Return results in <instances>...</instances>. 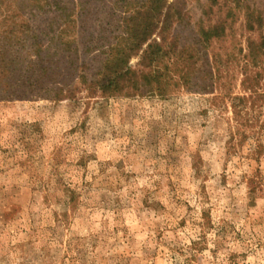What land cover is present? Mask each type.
Listing matches in <instances>:
<instances>
[{
	"label": "rangeland",
	"instance_id": "rangeland-1",
	"mask_svg": "<svg viewBox=\"0 0 264 264\" xmlns=\"http://www.w3.org/2000/svg\"><path fill=\"white\" fill-rule=\"evenodd\" d=\"M144 1L0 0L12 63L0 85L10 92L0 97V264H264V150L247 160L237 137L228 151V100L184 87L167 100L87 89L120 43L122 12ZM167 2L186 12L182 38L234 6ZM248 4L264 12V0ZM224 41L215 53L229 74ZM229 77L239 94L240 77Z\"/></svg>",
	"mask_w": 264,
	"mask_h": 264
},
{
	"label": "trees",
	"instance_id": "trees-1",
	"mask_svg": "<svg viewBox=\"0 0 264 264\" xmlns=\"http://www.w3.org/2000/svg\"><path fill=\"white\" fill-rule=\"evenodd\" d=\"M208 1L211 6L218 4V0ZM248 1L233 0L234 6L228 7L222 20L206 27L201 25L192 36L183 38L174 30L177 26L182 30L189 29L182 7L176 10L167 0H148L132 10L126 8L119 22L120 43L116 48H110L94 79L85 81L87 89L96 88L105 99L144 95L167 100L184 87L196 93L213 95L214 104L228 100L233 123L228 151L236 148L233 141L241 137L248 142L247 160L257 159L264 150V12L251 7ZM237 8L241 9L239 15L243 18L244 32V44L239 46L231 35ZM14 16L12 14L10 18ZM228 18L231 19L229 22ZM4 34L9 41L13 40L14 27L6 28ZM226 38L232 49L226 56L227 64L233 63L229 74L226 69V72L220 70L219 56L215 53L216 46L222 45ZM32 42L35 46L36 41ZM145 45L138 68L133 69L129 66V59L137 57ZM0 56L3 58L0 60V85L8 86L3 79L12 72V63L5 60L6 56L5 59L2 57L1 48ZM234 73L240 77L237 95L230 93L231 83L227 82ZM6 88L4 92L10 93ZM62 92L57 91L58 94L50 99L59 101Z\"/></svg>",
	"mask_w": 264,
	"mask_h": 264
}]
</instances>
